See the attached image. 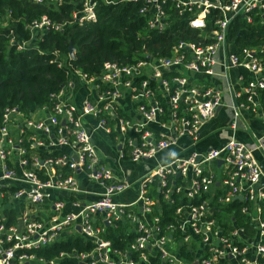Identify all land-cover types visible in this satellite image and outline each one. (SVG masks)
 Wrapping results in <instances>:
<instances>
[{
	"label": "built area",
	"instance_id": "built-area-1",
	"mask_svg": "<svg viewBox=\"0 0 264 264\" xmlns=\"http://www.w3.org/2000/svg\"><path fill=\"white\" fill-rule=\"evenodd\" d=\"M33 1L60 5L64 0ZM140 1L149 28L166 29L176 10L202 39L180 40L167 55L145 50L132 63L106 60L93 75L75 69L49 104L28 115L16 106L3 108L0 264H59L64 259L151 264L150 256L163 264H264L263 169L253 149L235 136L243 111L261 110L264 124L258 102V89H264V44L225 55L221 65L231 86V134L202 149V128L216 116L222 92L195 76L218 74L217 55L228 41L230 21L240 14L250 22L252 12L263 20L264 0ZM97 4L81 0L68 22L96 20ZM66 24L43 14L28 25L30 39L17 46L33 45L44 31ZM101 142L108 152L101 151ZM124 161L146 171L131 177ZM153 181L156 192L175 205L172 221L161 220L158 196L150 194ZM129 191L134 194L126 198ZM235 200L251 233L232 213L226 220L215 215L221 204ZM10 208L15 221L7 223ZM117 220L134 234L124 248L105 234ZM68 233H78L92 246L59 250L50 258L32 251Z\"/></svg>",
	"mask_w": 264,
	"mask_h": 264
},
{
	"label": "trees",
	"instance_id": "trees-1",
	"mask_svg": "<svg viewBox=\"0 0 264 264\" xmlns=\"http://www.w3.org/2000/svg\"><path fill=\"white\" fill-rule=\"evenodd\" d=\"M80 6L81 0H64L60 5L33 0H0V117L7 105L16 106L28 115L41 105L49 104L51 95L68 81L75 69L93 75L100 72L106 60L132 63L142 57L145 50L167 55L180 40L202 39L200 30L191 28L186 16L176 10L172 12L166 29L157 31L149 28L146 16L139 12L140 0H112L108 3L98 0L96 20L81 25L69 23L74 7ZM43 14L54 22L67 24L62 29L44 31L33 45L18 48L19 40H29L31 37L28 28L30 22ZM252 16L250 22L240 14L230 21L227 38L236 49L264 44V19L254 12ZM207 23L208 30L211 23L209 20ZM71 45L74 47L72 57L69 55ZM258 102L264 110L263 88L258 89ZM155 182L150 184V194L158 196L161 220L172 221L171 212L175 205L168 204L162 194L156 192ZM240 203L238 200L223 203L215 215L220 220H226V214L232 213L241 226H246V216L238 209ZM5 212L9 215L7 223L14 222V209H6ZM105 234L120 248L134 238L127 224L121 220L115 221V226L106 227ZM91 246L92 242L84 241L78 233H68L61 240L32 251L50 258L59 250L74 247L83 250ZM184 255L187 254L184 252ZM150 260L151 264H163L156 257L150 256ZM59 264L75 263L64 259Z\"/></svg>",
	"mask_w": 264,
	"mask_h": 264
},
{
	"label": "crops",
	"instance_id": "crops-1",
	"mask_svg": "<svg viewBox=\"0 0 264 264\" xmlns=\"http://www.w3.org/2000/svg\"><path fill=\"white\" fill-rule=\"evenodd\" d=\"M262 44V43H260ZM260 44L250 46L258 47ZM241 49V48H237ZM232 41H227L226 45L219 49L215 68L217 75L214 77H205L203 74H196L197 79H202L206 81L209 85L218 86L222 92V104L217 111L216 116L209 120L202 128V135H205L202 142L198 145V148H208L209 145H219L223 140L228 139L231 134V130L228 127L233 115V100L231 96V86L229 82L224 77V71L221 62L225 58L228 52L237 50ZM230 80H236V70H230ZM261 110L258 111H243L237 120V129L235 136L253 149L255 156L258 158L264 175V124L260 118ZM100 149L102 152H108V147L105 143H100ZM127 167V174L131 177L138 176L146 171L142 165H134L128 161H124ZM133 191H129L126 198H131Z\"/></svg>",
	"mask_w": 264,
	"mask_h": 264
},
{
	"label": "water",
	"instance_id": "water-1",
	"mask_svg": "<svg viewBox=\"0 0 264 264\" xmlns=\"http://www.w3.org/2000/svg\"><path fill=\"white\" fill-rule=\"evenodd\" d=\"M73 51H74V47L71 45V46L69 47V54H70L71 57L73 56ZM219 108H220V106H218L216 110L218 111Z\"/></svg>",
	"mask_w": 264,
	"mask_h": 264
},
{
	"label": "rangeland",
	"instance_id": "rangeland-1",
	"mask_svg": "<svg viewBox=\"0 0 264 264\" xmlns=\"http://www.w3.org/2000/svg\"><path fill=\"white\" fill-rule=\"evenodd\" d=\"M97 18V17H96ZM125 196H126V194H125Z\"/></svg>",
	"mask_w": 264,
	"mask_h": 264
}]
</instances>
